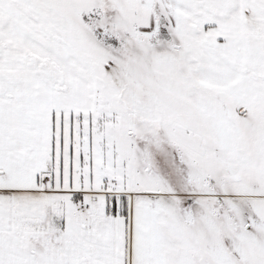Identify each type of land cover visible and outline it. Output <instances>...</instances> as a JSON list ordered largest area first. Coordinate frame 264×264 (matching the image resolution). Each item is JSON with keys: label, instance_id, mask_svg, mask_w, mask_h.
Returning a JSON list of instances; mask_svg holds the SVG:
<instances>
[{"label": "snow or ice", "instance_id": "6c2138e0", "mask_svg": "<svg viewBox=\"0 0 264 264\" xmlns=\"http://www.w3.org/2000/svg\"><path fill=\"white\" fill-rule=\"evenodd\" d=\"M0 264H264V0H0Z\"/></svg>", "mask_w": 264, "mask_h": 264}]
</instances>
